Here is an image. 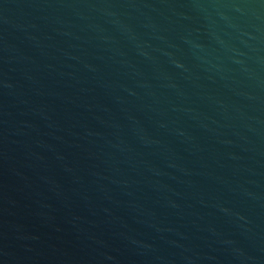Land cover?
<instances>
[{
  "label": "water",
  "instance_id": "1",
  "mask_svg": "<svg viewBox=\"0 0 264 264\" xmlns=\"http://www.w3.org/2000/svg\"><path fill=\"white\" fill-rule=\"evenodd\" d=\"M0 264H264V0H0Z\"/></svg>",
  "mask_w": 264,
  "mask_h": 264
}]
</instances>
